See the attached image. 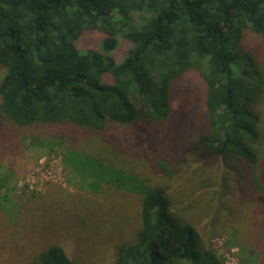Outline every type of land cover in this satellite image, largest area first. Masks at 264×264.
<instances>
[{"label": "trees", "instance_id": "trees-1", "mask_svg": "<svg viewBox=\"0 0 264 264\" xmlns=\"http://www.w3.org/2000/svg\"><path fill=\"white\" fill-rule=\"evenodd\" d=\"M87 30L105 34L100 50L78 48ZM247 30L264 36V0H0V163L41 128L87 192L23 193L5 244L0 204L7 264H219L218 237L243 264H264V63ZM120 38L131 44L122 62ZM191 72L205 84L201 112ZM121 131L170 151L153 155L159 182L136 167L145 153L121 157Z\"/></svg>", "mask_w": 264, "mask_h": 264}, {"label": "rangeland", "instance_id": "rangeland-1", "mask_svg": "<svg viewBox=\"0 0 264 264\" xmlns=\"http://www.w3.org/2000/svg\"><path fill=\"white\" fill-rule=\"evenodd\" d=\"M104 38L105 34L98 30H87L76 44L81 51L89 49L100 50ZM245 44L250 54L255 59L264 63V36L257 35L250 30H247L245 33ZM130 47L131 44L128 41L120 38L119 47L114 53L118 62L123 61ZM2 76L3 74L0 75V82L2 80ZM184 87L190 90L193 94L190 106L195 107L198 102L200 106L199 112H201L204 107L206 91L203 79L199 74L191 72L185 78ZM173 106L175 110L179 111V100H176ZM125 134L126 132L121 131V134L116 135L114 138L115 140L117 139V150L118 152L121 151V157L126 158L124 161H127L128 157L143 156L145 153L146 155L144 157L147 159V163L137 162L136 167L139 166L142 170L144 168L145 173H143V175L151 179L152 182H159L163 177V172L157 170V165H159L157 162L159 159L155 162L153 155L155 154L156 158L158 155L163 157L167 156L170 151L161 147L157 149L155 153H151L148 146L145 147L146 144L143 143L145 141V136H143L144 134L140 133L138 137L140 139H138L139 142L141 141L144 147L139 142V144L135 146L136 141H134V145L127 143V139L123 140ZM159 134L161 137H165L164 132H160ZM52 135L53 134H48V132H43L41 128L31 130V132L23 135L17 141L18 147L14 154L6 155L0 163V173L8 182L7 189L0 192V204L4 212V224L2 226V230L6 233L2 240L4 244L7 242V239H9L13 234H16L13 232L17 231L16 221L19 218V213L21 214L22 212L21 206L23 204V200L21 199V196L23 193L31 194L32 191H36L39 200L43 196V199H46L47 203H49L51 199H55L56 201L59 199L63 200L67 197L68 193H87L80 187L81 183L78 179H74L73 183H70L67 179L68 176L62 162V147H60L58 141L55 140L57 138ZM52 138H54V145L47 144L50 139L52 140ZM167 141L164 144H166ZM140 145H142V147L137 148ZM142 149H146L147 151H141ZM124 164H126L128 168L132 167L125 162ZM81 167H83V163L81 164ZM169 178L170 176L167 175L165 180L166 183L171 181ZM52 203L54 202L52 201ZM17 235L18 233L16 236ZM15 237L8 244L9 246H13L15 244ZM18 241V245L27 246L29 244L26 240L21 241V238ZM63 245L69 255H72L74 248L73 242L71 240H63ZM209 246L213 249L214 254H216V256L213 257L218 260L219 264H243L244 256L240 253V249L237 247L229 249L230 247L227 244V238H215L212 240V243H209ZM112 250L113 249H111V251ZM110 254L111 252L108 256L111 258L112 255ZM112 260L113 257L110 261ZM0 264H7L6 256L1 252ZM177 264L191 263L185 261Z\"/></svg>", "mask_w": 264, "mask_h": 264}]
</instances>
